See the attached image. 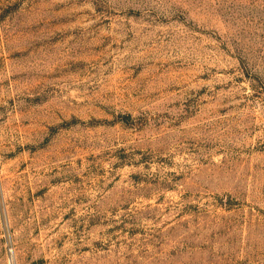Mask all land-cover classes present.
Returning <instances> with one entry per match:
<instances>
[{
	"label": "rangeland",
	"instance_id": "obj_1",
	"mask_svg": "<svg viewBox=\"0 0 264 264\" xmlns=\"http://www.w3.org/2000/svg\"><path fill=\"white\" fill-rule=\"evenodd\" d=\"M0 264H264V0H0Z\"/></svg>",
	"mask_w": 264,
	"mask_h": 264
}]
</instances>
